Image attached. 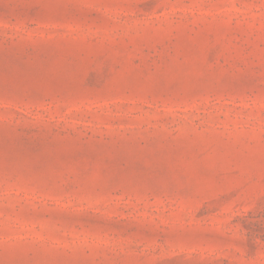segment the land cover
Returning <instances> with one entry per match:
<instances>
[{
  "label": "rangeland",
  "instance_id": "1",
  "mask_svg": "<svg viewBox=\"0 0 264 264\" xmlns=\"http://www.w3.org/2000/svg\"><path fill=\"white\" fill-rule=\"evenodd\" d=\"M0 264H264V0H0Z\"/></svg>",
  "mask_w": 264,
  "mask_h": 264
}]
</instances>
